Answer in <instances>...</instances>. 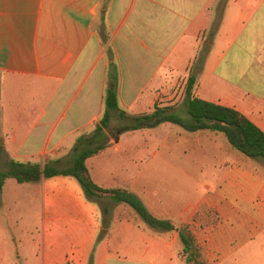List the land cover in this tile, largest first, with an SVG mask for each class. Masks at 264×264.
<instances>
[{
  "label": "crops",
  "instance_id": "0c3cea01",
  "mask_svg": "<svg viewBox=\"0 0 264 264\" xmlns=\"http://www.w3.org/2000/svg\"><path fill=\"white\" fill-rule=\"evenodd\" d=\"M110 62L128 115L152 111L170 83L196 72V97L264 131V0H0V170L11 159L69 163L75 141L101 119ZM137 131L86 160L93 181L134 194L173 224L213 206L222 219L200 232L204 257L218 254L210 264H264V161L197 131L200 147L212 141L217 151L211 176L172 207L144 183L153 168L126 141ZM229 153L240 157L223 165ZM177 254L170 231L151 229L126 203L89 201L74 177L8 178L0 189V264H186Z\"/></svg>",
  "mask_w": 264,
  "mask_h": 264
},
{
  "label": "trees",
  "instance_id": "16d2710c",
  "mask_svg": "<svg viewBox=\"0 0 264 264\" xmlns=\"http://www.w3.org/2000/svg\"><path fill=\"white\" fill-rule=\"evenodd\" d=\"M213 33V29L209 30L208 36L211 37ZM208 48V45L203 46L198 54V64L203 62ZM106 77L104 111L101 119L91 135L81 136L75 141L69 164L60 166L58 159L48 160L42 165L38 162L7 160L6 168L0 170V189L8 178H14L18 183H30L57 175L74 177L89 201L109 197L115 202L128 204L151 229L157 232L177 231L186 264H202L199 259V251L187 224L177 227L170 220L156 217L139 198L126 190L103 188L97 185L91 178L86 160L106 148L105 129L109 127L113 115L118 116L122 121L114 128L113 140H117L118 136L124 132L155 128L163 123H172L190 132L207 130L216 134L220 133L242 156L263 161L264 131L235 108L196 97L194 95L196 72H191L186 80L185 96L181 107L186 117L180 111L175 110L173 106L157 104L150 112L128 115L118 106V75L115 63H109Z\"/></svg>",
  "mask_w": 264,
  "mask_h": 264
},
{
  "label": "rangeland",
  "instance_id": "374dc122",
  "mask_svg": "<svg viewBox=\"0 0 264 264\" xmlns=\"http://www.w3.org/2000/svg\"><path fill=\"white\" fill-rule=\"evenodd\" d=\"M218 17H215L213 22V29L217 24ZM101 35L103 36V29L98 23L97 25ZM188 76L176 78L174 82L170 83L169 90L160 93L158 95V101L156 104L160 106H173L175 110L186 117L185 112L182 110V104L185 96V85ZM122 121L118 116L113 115L111 125L108 130V136L105 140L106 144H113L114 140V128ZM201 133V134H200ZM190 132L185 130L179 125L172 123H163L155 128H146L141 131L128 134L127 138L128 146H135L137 151V159H141V165L143 169L153 168V172L150 171L143 174L144 183L149 184L152 192L172 207L179 206L182 202L190 197L197 196L203 191L202 184L206 180L210 179L211 172L209 171L210 165L214 160L215 145L212 141L206 142L203 148L200 147L204 144V132ZM209 133V132H208ZM198 135L200 137H198ZM222 139H218L217 143L221 141L225 146L229 142L222 134ZM201 140V141H200ZM227 147V146H226ZM231 147V146H230ZM221 148V147H220ZM232 149L233 153H239L236 149ZM229 153L224 156L225 162L223 165H232L235 160H238L240 156L237 154ZM131 157V156H130ZM243 157V156H242ZM134 156L131 157V160ZM53 160L47 158L46 161ZM30 162V161H29ZM255 163V162H254ZM69 163H60V166H67ZM141 166V167H142ZM173 168H181L186 172H180ZM189 176L190 181L187 179ZM214 175V178L217 179ZM218 177V176H217ZM186 178V182L184 179ZM215 190V189H214ZM215 191H209L208 195H213ZM242 194L243 191H240ZM240 205H243L242 203ZM240 210L239 216H242ZM222 219V214L213 206H204L192 216L187 222L174 223L175 226L181 227L187 224L195 246L199 251V259L202 264H210L217 259L218 254L212 253L206 259L201 252L202 240L201 234H204L205 229H209ZM201 232V234H200ZM170 242L174 247V250L178 252V256L183 263L185 262V256L182 253V244L178 237L177 231H170ZM201 247V248H200ZM203 249V248H202Z\"/></svg>",
  "mask_w": 264,
  "mask_h": 264
}]
</instances>
